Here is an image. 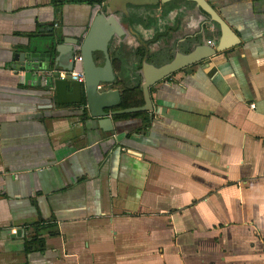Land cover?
Segmentation results:
<instances>
[{
	"label": "crops",
	"instance_id": "1",
	"mask_svg": "<svg viewBox=\"0 0 264 264\" xmlns=\"http://www.w3.org/2000/svg\"><path fill=\"white\" fill-rule=\"evenodd\" d=\"M208 1L232 30L227 48L191 64L181 51L184 66L150 88L153 121L138 133V119H83L68 104L87 97L85 83L37 84L17 56L50 27L85 35L102 5L58 14L51 0H0V264H264V0ZM107 2L128 28L145 16L161 40L150 53L195 37L204 19L194 3L184 23L165 14L184 0ZM206 25L199 57L222 39ZM36 237L44 249L27 251Z\"/></svg>",
	"mask_w": 264,
	"mask_h": 264
},
{
	"label": "water",
	"instance_id": "2",
	"mask_svg": "<svg viewBox=\"0 0 264 264\" xmlns=\"http://www.w3.org/2000/svg\"><path fill=\"white\" fill-rule=\"evenodd\" d=\"M155 1L156 3L161 1L160 3L164 5L172 0ZM187 1L194 3L199 11L204 10L209 15L207 23H218L222 33L220 46L217 49L211 48V52L207 55L199 57L197 52L198 48L204 47L205 41L195 46L191 52L184 53L188 59V64H191L199 61L198 59L200 58L205 59V57L224 51L228 46L226 39L232 33V30L208 0ZM154 3L142 1L140 4L150 5ZM123 12L126 13L129 10L126 8ZM48 30L51 32L48 39L33 40L25 52L17 55L21 58L22 68L32 74L33 80L37 84L47 81L45 84L50 86L53 79L59 77L61 72L74 71L76 68L75 58L77 55H81L87 92V107L95 116L114 117V115L118 114L153 111L150 88L184 66L177 57V55L182 57L181 51L176 53L173 60L161 66H156L149 62L146 56L139 71L144 80L141 87L145 97V104L141 107L108 112L107 109L115 108L122 102L121 90L110 88L118 80L116 67L110 54V46L116 39L122 42L129 33V28L124 26L121 17L114 12L97 10L85 35L78 37L67 36L63 40H61V36L57 32H54L53 27L48 28ZM150 66L155 69L154 76H147L145 73L146 68Z\"/></svg>",
	"mask_w": 264,
	"mask_h": 264
},
{
	"label": "trees",
	"instance_id": "3",
	"mask_svg": "<svg viewBox=\"0 0 264 264\" xmlns=\"http://www.w3.org/2000/svg\"><path fill=\"white\" fill-rule=\"evenodd\" d=\"M106 0H51L52 6L55 7L58 14H61L63 11V7L66 4H88L91 5L93 8H95L98 5H102ZM175 1L177 4V1L180 0H172ZM172 1H169L167 3H171ZM185 2H180L181 4L174 5V7L171 10H165L164 12L167 15V13L170 12L169 16L173 14V20L175 23H184L189 20V15L187 14L188 8L187 4H190L187 0H184ZM165 3L164 6L167 4ZM195 5V4H194ZM131 12V9H130ZM203 15V20L201 22V27L196 31L195 37H188V40L183 42L182 44L175 45V44H169L165 45H159V50H157L155 53H150L147 51L148 43L149 48L150 44L154 43H160V38L158 39L156 36L149 35L147 31H145V16L144 15H137L136 21L134 20V24L131 25L129 28L128 36L118 45L116 43V40L111 44L110 46V54L112 61L116 68L121 70V74H124V79H122L121 75H118V80L111 85L114 89H120L121 95H122V102L119 106L107 109L108 112H114L118 110H123L131 107H141L145 104V97L144 93L141 87V75L139 73L140 69L142 68V64L144 59L147 56V60L151 62L152 57H158V56H167L169 61L173 60L178 50L182 52H189L194 47L192 45L193 41H197L198 45L201 44L205 38H207V34H211L210 30L207 27V21L209 20V15L204 11H200ZM172 13V14H171ZM131 15V14H130ZM127 15H125V18L127 19ZM133 17V15H131ZM149 20L151 18L149 17ZM184 21V22H183ZM216 22H213V24ZM217 26L220 27L218 23H216ZM207 31V32H206ZM35 36V35H30ZM128 42L131 43L132 46L126 45ZM192 45V46H191ZM197 46V45H195ZM125 48V51L122 52V48ZM119 52H122V56ZM162 54V55H161ZM69 106H76V107H82V114L81 117L83 119H87L91 117V112L89 108L87 107V97L86 94H84L83 99L77 102H71L68 104ZM115 119H127V118H133L141 120V126L138 127L136 130L137 132L145 133L147 132L148 128L151 127L153 116L147 112V111H139L134 113H126V114H118L114 115ZM35 226L38 227V229L47 228L48 225H46L45 222L40 221L35 223ZM45 241L43 238H34L31 241L26 242V249L27 251H32L33 249H44Z\"/></svg>",
	"mask_w": 264,
	"mask_h": 264
},
{
	"label": "built area",
	"instance_id": "4",
	"mask_svg": "<svg viewBox=\"0 0 264 264\" xmlns=\"http://www.w3.org/2000/svg\"><path fill=\"white\" fill-rule=\"evenodd\" d=\"M76 61V68L72 72H61L59 78L66 79L71 76L73 80H77L79 82L84 83V72L82 68V56L77 55L75 58Z\"/></svg>",
	"mask_w": 264,
	"mask_h": 264
},
{
	"label": "rangeland",
	"instance_id": "5",
	"mask_svg": "<svg viewBox=\"0 0 264 264\" xmlns=\"http://www.w3.org/2000/svg\"><path fill=\"white\" fill-rule=\"evenodd\" d=\"M108 0H106L103 4H102V7H103V9L106 11L107 9H108V7H109V4H108V2H107ZM161 4V3H160ZM160 4H156L155 6L156 7H160L159 5ZM158 5V6H157ZM148 6V5H147ZM156 11H159L160 9H158V8H156L155 9ZM143 10H141V12H142ZM143 13H145V12H143ZM149 14H151V15H156V12H154L153 14L152 13H150V12H148ZM122 17H125V15H127V14H125L124 12H120L119 13ZM128 17H131V15L130 14H128V16H127V18ZM119 40L118 39H116V42H118ZM66 79H72L71 78V76H69V78H66ZM143 83H144V80H143V77H142V79H141V86L143 85ZM110 87H112V86H110ZM69 99H71V100H76L77 99V97L76 96H71Z\"/></svg>",
	"mask_w": 264,
	"mask_h": 264
}]
</instances>
